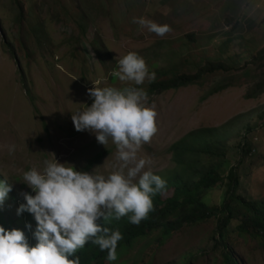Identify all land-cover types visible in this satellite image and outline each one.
I'll list each match as a JSON object with an SVG mask.
<instances>
[{
    "label": "rangeland",
    "instance_id": "1",
    "mask_svg": "<svg viewBox=\"0 0 264 264\" xmlns=\"http://www.w3.org/2000/svg\"><path fill=\"white\" fill-rule=\"evenodd\" d=\"M133 17L167 24L171 31L157 36L132 23ZM262 50L264 0H0V180L6 177L12 185L3 204L24 203L21 193L32 190L23 174L43 170L45 161L55 158L104 176L119 170L111 140L107 146L98 143L94 134L76 131L71 119L91 105L87 91L93 81L101 88L135 86L149 92L156 80L177 71L197 74L208 64L227 70L147 95L158 129L149 142L156 140L151 170L162 179L173 176L172 147L193 129L221 127L228 151L219 172L225 176L240 162L238 146L250 130L246 138L253 154L238 168L239 193L250 201L264 199V96L245 102L258 78L264 79V70L251 64ZM129 52L145 60L153 81L136 86L113 78L117 60ZM247 70L251 73L244 77ZM13 144L16 150L9 154ZM100 154L103 160L89 171ZM251 160L259 161L252 166ZM224 192L223 187L201 191L210 204H219ZM237 225L233 221L232 229ZM216 227L212 219L184 227L163 243L142 241L115 264H223V251L211 241ZM229 241L240 264H264V240L232 233Z\"/></svg>",
    "mask_w": 264,
    "mask_h": 264
},
{
    "label": "clouds",
    "instance_id": "2",
    "mask_svg": "<svg viewBox=\"0 0 264 264\" xmlns=\"http://www.w3.org/2000/svg\"><path fill=\"white\" fill-rule=\"evenodd\" d=\"M132 23L161 37L171 31L169 25L144 17H133ZM112 76L136 86L155 79V73L149 72L145 60L136 52L119 58ZM93 84L87 91L91 105L72 113L71 119L76 131L94 134L98 143L107 146L111 140L121 162L119 170L104 176L94 170H77L73 164L61 163L56 158L45 161L43 170L32 168L23 174V183L34 195L21 193L22 204L18 201L3 204L12 185L6 177L0 180V217L8 223L6 229L0 226V264H115L123 253H130L141 242L128 248L130 244L125 242L116 222L132 213L131 223L141 226L147 223L148 213L157 209L152 197L166 187L162 176L151 170L150 149L156 140L149 142L158 131L157 114L147 106V92L141 87L101 88L94 81ZM222 131L221 127L215 129L209 139L226 158L228 146ZM175 146L170 151L176 158ZM242 146L243 140L238 146V159L244 156ZM15 150L14 144L8 146L9 154ZM100 156L103 158V154ZM102 158L90 165L95 166ZM162 223L167 229L163 216Z\"/></svg>",
    "mask_w": 264,
    "mask_h": 264
},
{
    "label": "trees",
    "instance_id": "3",
    "mask_svg": "<svg viewBox=\"0 0 264 264\" xmlns=\"http://www.w3.org/2000/svg\"><path fill=\"white\" fill-rule=\"evenodd\" d=\"M24 18L25 9L22 8L21 21ZM251 64L260 70H264V51ZM221 69L227 70L223 64H208L197 74H185L177 71L174 77L167 79L165 78L166 73H163L161 77L165 76L163 77L164 81L156 80L152 83L147 95L160 94L163 91L198 83L201 78L215 74ZM218 89L214 91L216 92ZM263 92L264 79L255 85L247 97L251 98ZM213 131V129L193 130L186 140L176 144L174 175L163 179L166 181V187L152 197L153 207H157V209L155 213L152 210L148 213L150 220L147 223L142 226L131 223L129 217L132 213L121 217L120 221L116 222L125 242L130 244V246L127 245L128 248L131 249L133 248L131 246H135L137 242L152 238L155 233H160L159 238H152L150 241L157 240L158 243H163L184 227L197 226L212 219L216 220L217 227L211 241L214 243V249L223 251V264H240L230 249V234L237 233L241 237L249 236L257 240H264V199L250 201L239 193L242 182L238 176V168L243 162V158L252 156L253 149L247 143L245 135L243 137L244 146H242L244 156L224 176L220 174L219 170L222 168L220 166L225 160V154L220 148H214L210 144L209 137L213 135ZM249 132L251 131L249 130ZM101 158L102 156H99L98 160ZM205 160H207L206 163L203 162ZM258 161L251 160L250 165H256ZM93 166L94 164L90 165L89 168ZM221 187L225 188V192L219 204H210L204 201L207 194H202L201 191L216 190ZM162 216L168 224L167 229L162 223ZM233 221L238 222L234 230L232 229ZM6 224L8 223L0 217V226L6 229ZM100 255L104 257L103 254L100 253Z\"/></svg>",
    "mask_w": 264,
    "mask_h": 264
},
{
    "label": "crops",
    "instance_id": "4",
    "mask_svg": "<svg viewBox=\"0 0 264 264\" xmlns=\"http://www.w3.org/2000/svg\"><path fill=\"white\" fill-rule=\"evenodd\" d=\"M237 45V44H236ZM236 47V46H235ZM237 49H238V47H236ZM264 50H262L261 52H263ZM249 70H247L245 73H244V77H248L249 75V73H251V72H248ZM259 79H260V77L258 78V80H257V82H255L254 84L256 85L257 83H260L261 81H259ZM246 85H248L247 84V82H246ZM252 85H253V83H252ZM255 87V86H254ZM247 93H246V95H245V98H246V104H249L250 102H253V101H256V100H258V99H260L259 97L260 96H264V92L263 93H261V94H256V95H254V96H252L251 98H248L247 97ZM261 116H259V118H260ZM263 123H264V121H263ZM264 128V127H263Z\"/></svg>",
    "mask_w": 264,
    "mask_h": 264
}]
</instances>
